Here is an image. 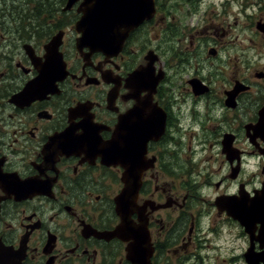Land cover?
<instances>
[{"label": "flooded vegetation", "instance_id": "obj_1", "mask_svg": "<svg viewBox=\"0 0 264 264\" xmlns=\"http://www.w3.org/2000/svg\"><path fill=\"white\" fill-rule=\"evenodd\" d=\"M169 1L104 46L0 22V264H264V0Z\"/></svg>", "mask_w": 264, "mask_h": 264}, {"label": "water", "instance_id": "obj_2", "mask_svg": "<svg viewBox=\"0 0 264 264\" xmlns=\"http://www.w3.org/2000/svg\"><path fill=\"white\" fill-rule=\"evenodd\" d=\"M77 2H80L78 12L82 15L76 28L82 32L80 40L85 39L91 45L104 46L106 32L123 40L130 30L154 13V0H67L63 10H71ZM60 42L61 33H58L50 41L48 51L52 53V47H58ZM58 57L61 59L60 53ZM113 159L119 161L116 154Z\"/></svg>", "mask_w": 264, "mask_h": 264}, {"label": "rangeland", "instance_id": "obj_3", "mask_svg": "<svg viewBox=\"0 0 264 264\" xmlns=\"http://www.w3.org/2000/svg\"><path fill=\"white\" fill-rule=\"evenodd\" d=\"M36 1L35 0H15L13 3V0H0V22L3 20L10 21L12 19L19 20V21L21 19H25V20H28L29 22H32L33 20L48 19L51 14L45 13V11H47L46 4L44 3L45 0H36ZM55 1H57V3L55 4L54 9L62 5L61 0H55ZM181 1L182 0H170L169 3L180 4ZM206 2L207 3H214V2L217 3L218 0H207ZM176 7H179V8H176V12H174L176 16L175 25H178L177 26L178 33L182 34L184 31L185 25H186V10H184L181 6H176ZM234 9L235 11H239V8H237L236 5ZM217 11L218 10H216V12ZM238 16H239L238 18L239 29H241L243 27V24L244 25L247 24L248 18L246 17L245 13H242V12H239ZM1 23L5 24V22H1ZM187 23H189V21ZM6 25L9 26L10 22H8ZM160 43L162 46H164L165 44L167 47H173L174 52L177 54V59H174V61H171L170 63V65H174V66L172 68L170 67L168 68L171 74L170 85L174 93H181V95L178 96L176 99H178L179 102H185L186 95H185L184 86H185L187 76H186V73L184 72L176 71L177 65L180 66V64L178 63H181L179 62V58H181V51L183 50V47H184L183 40L175 38L174 35H168L167 39H164L163 41L160 39ZM181 64L184 65L183 63ZM184 111L185 110L183 109L182 113Z\"/></svg>", "mask_w": 264, "mask_h": 264}, {"label": "trees", "instance_id": "obj_4", "mask_svg": "<svg viewBox=\"0 0 264 264\" xmlns=\"http://www.w3.org/2000/svg\"><path fill=\"white\" fill-rule=\"evenodd\" d=\"M15 0H13L14 3ZM36 1V0H35ZM66 0H61V3L63 4ZM38 2V1H36ZM44 3L46 4L47 11H45L46 14H52L54 12V6L57 3V1L52 0H45Z\"/></svg>", "mask_w": 264, "mask_h": 264}]
</instances>
